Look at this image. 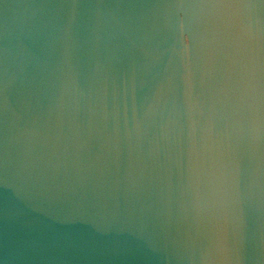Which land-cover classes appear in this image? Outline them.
I'll use <instances>...</instances> for the list:
<instances>
[{
  "label": "water",
  "instance_id": "1",
  "mask_svg": "<svg viewBox=\"0 0 264 264\" xmlns=\"http://www.w3.org/2000/svg\"><path fill=\"white\" fill-rule=\"evenodd\" d=\"M0 264H264V0H0Z\"/></svg>",
  "mask_w": 264,
  "mask_h": 264
}]
</instances>
